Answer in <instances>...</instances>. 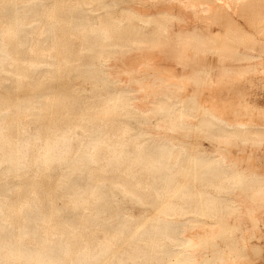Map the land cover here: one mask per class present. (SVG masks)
Returning <instances> with one entry per match:
<instances>
[{
    "label": "bare ground",
    "instance_id": "obj_1",
    "mask_svg": "<svg viewBox=\"0 0 264 264\" xmlns=\"http://www.w3.org/2000/svg\"><path fill=\"white\" fill-rule=\"evenodd\" d=\"M243 18L262 22L264 0L0 1V264H248L264 172L242 155L264 113L236 84L264 74V42Z\"/></svg>",
    "mask_w": 264,
    "mask_h": 264
},
{
    "label": "rangeland",
    "instance_id": "obj_2",
    "mask_svg": "<svg viewBox=\"0 0 264 264\" xmlns=\"http://www.w3.org/2000/svg\"><path fill=\"white\" fill-rule=\"evenodd\" d=\"M51 1H54V0H51ZM95 12L96 13H92V14L98 15L99 13H101L100 11H95ZM263 26H264V20L262 22H258L257 21L256 23L248 24L247 20L245 18H243V19L240 20V30L241 31H239V32H244V34L247 33L248 35L252 36V38H254L255 40L264 42V27ZM152 28L153 27H149L147 30L148 31L152 30ZM74 43H75V48L79 49L80 48L79 40L75 39ZM19 70H21V69H19ZM252 72H254V71H252ZM258 72L259 71H255L256 74L255 73L254 74L253 73H249L247 75L249 77V80H250V81H248V83H247V80H248L247 76L244 77L245 80H243L244 78L242 80L241 79L240 80L237 79L240 82H238L236 80V83L238 82L236 84V87L239 88L244 93V98H245L246 102L248 103V107L250 108V111L252 112L251 113L252 114L251 119L253 117L255 118L258 115V117H256L255 119L253 118L252 121H255V122L261 124L262 121H259V120H261L262 116L261 117H259V116L264 113V74L261 73V72H259V73ZM21 74H24L23 76H27V75H29L31 73H30V71L25 72L24 70H21L20 71V75ZM2 75H7V73L2 74ZM42 76L43 75H41L40 80L42 79ZM78 77L76 75H73V74L70 76V78L68 79L69 87H71L72 89L74 88L73 90H74L75 95H77L79 97H82L83 95L84 96L89 95L90 94L89 92L91 91V88H92V86H91L92 84L89 83L88 80H85L84 78H83L84 79L83 80V79H80L82 77H79V78ZM72 86H74V87H72ZM189 87L187 88V92H189L191 89L193 90L192 87L191 88H189ZM28 88H30V90ZM1 90H2V88H0V101H4V100H6V99H8L10 97H13V93H14L13 90L12 91L11 90H6V89H3V91H1ZM24 90H25L24 91L25 93L23 91L20 93L21 95L23 94L22 96H31L37 91L33 85H31L30 87L26 86V88ZM26 90L28 92H26ZM44 91H46V90H44ZM86 92L88 94H85ZM229 95H231L229 93V88L223 89V92L221 94L222 98L225 100L226 98L229 97ZM232 96L234 97V95H232ZM1 98L4 99V100H1ZM234 99H236V98L234 97ZM255 110H256V113H255ZM247 118L248 117H246L244 119H247ZM152 122H153V124L157 123V121L154 120V119H153ZM26 123H29L28 120H26ZM29 127L33 128V125H30ZM134 127L135 128L133 130H134L135 134H139L138 129L145 130V129L141 128V127L137 128V126H135V125H134ZM136 128H137V130H136ZM29 131H32V130L30 129ZM189 141L191 143H199V144H201L203 146V150H205V151H207L209 153L214 150L213 149L214 145L209 140L201 137L197 133L195 135H193V137H191V139H189ZM233 153L235 154L234 156H237V157H241V155H242V153L240 154V152L237 153L236 149H234V148H233ZM246 155H251L252 156L251 160H250L251 163L257 166V168H258L257 170L258 171L264 172V145L260 146L259 149L255 148V150H253L251 154L250 153L249 154L248 153H246V154L244 153L242 155V158L245 157L244 159H246V157H247ZM34 164L35 165L32 166V170L34 169V172H36L37 164L36 163H34ZM40 172L38 171L37 173H34V174L37 175V176H42L43 173H42L41 170H40ZM52 177L53 178H51V181L54 183L58 179L59 176L55 172H52ZM121 198H122V196L119 193V197L117 199L118 200L117 202L119 204L118 205L119 208L122 206L120 208V210L122 211V214H124L126 216L131 215L130 217H132V218H134L133 216H135L134 219H142V218L143 219H148V218L151 217L150 210L148 208H146L145 206L143 207L142 205L140 206L139 204L137 205L136 203H132V204L131 203H127V205H126V203H124ZM119 200H121V202H119ZM64 206L65 205H64V203L62 201L55 199L54 210H60V212H62V214L64 216H67L69 214V212L65 210ZM123 207H125V208H123ZM126 208H127V210H125ZM126 211H128V212H126ZM65 212H66V214H65ZM129 212H130V214H129ZM204 219H205V221H209L208 218H204ZM260 223H262V222H260ZM260 223H259L258 229L261 230V231L256 230L257 231V235L259 234L258 235L259 237L256 236L258 238H256L255 236H253L251 233H248V232H246L248 234H245L248 237V243H249L247 249L244 252L246 254L245 261L248 258L250 259V261H246V262H248V264H264V225H263V223L262 224H260ZM54 225L57 226L56 222H53V226ZM204 227L206 228V225ZM207 227H209V226H207ZM209 229L207 228V230H209ZM204 231H206V229Z\"/></svg>",
    "mask_w": 264,
    "mask_h": 264
}]
</instances>
